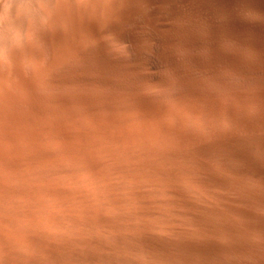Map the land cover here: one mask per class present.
Masks as SVG:
<instances>
[{
  "label": "rangeland",
  "instance_id": "obj_1",
  "mask_svg": "<svg viewBox=\"0 0 264 264\" xmlns=\"http://www.w3.org/2000/svg\"><path fill=\"white\" fill-rule=\"evenodd\" d=\"M170 1L176 13L168 0L155 14L146 0H0V264H264V176L238 154L239 117L264 121V33L214 0ZM235 1L264 27V0ZM184 244L251 253L204 260Z\"/></svg>",
  "mask_w": 264,
  "mask_h": 264
},
{
  "label": "bare ground",
  "instance_id": "obj_2",
  "mask_svg": "<svg viewBox=\"0 0 264 264\" xmlns=\"http://www.w3.org/2000/svg\"><path fill=\"white\" fill-rule=\"evenodd\" d=\"M133 1H135V0H133ZM90 2V1H89ZM131 2V1H130ZM130 2H127V3H130ZM144 2V1H143ZM146 2H147V0H146ZM148 2H150V6L149 7H152V8H154V10L152 9L151 10V13L150 14H155V13H158V10H155L156 8V2H155V0H150V1H148ZM147 2V3H148ZM94 3V2H93ZM119 3V2H118ZM211 3V2H210ZM214 3L215 4H217V5H219V6H221V7H223V9H226V10H231L232 11V13H233V15H234V18L236 19V22H237V24L242 28V31H246L249 27H251L252 25L257 29V30H259V31H262L263 33H264V27L261 25V24H259V23H257V22H250L249 20H247L246 18H243V16L241 15V13H244V12H247L248 10H249V8L250 7H247V6H242L240 3H238L237 1H235V0H214ZM109 4V3H108ZM136 4H137V1H136ZM141 4V3H140ZM177 4V3H176ZM176 4H174V1H170V0H168V5H169V8H170V10L171 11H173L174 13H176V10H177V6H176ZM120 5V4H119ZM130 5V4H129ZM161 5V4H160ZM178 5V4H177ZM88 6V5H87ZM122 6H123V4H122ZM126 6V5H125ZM147 6V5H146ZM197 6H199L200 7V9H202V10H207V7H206V5H203V4H200V5H197ZM78 7H79V5H78ZM109 7H110V5H109ZM127 7V6H126ZM130 7V6H129ZM132 7V6H131ZM142 7H144V6H142ZM158 7V6H157ZM168 7V6H167ZM101 8H102V5H101ZM104 8V7H103ZM102 8V9H103ZM107 8V7H106ZM111 8V7H110ZM109 8V9H110ZM120 8V7H119ZM118 8V9H119ZM134 8V7H133ZM198 8V7H197ZM85 9V8H84ZM123 9V8H122ZM126 9V8H125ZM130 9V8H129ZM138 9H139V7H138ZM196 9V8H195ZM82 10V12H83V9H81ZM114 10V9H113ZM112 10V11H113ZM128 10V9H127ZM126 10V11H127ZM140 10V9H139ZM138 10V11H139ZM150 10V9H149ZM167 10V9H166ZM190 10V9H189ZM197 10V9H196ZM225 10V11H226ZM263 12H264V7H262V9H261ZM57 11V10H56ZM103 11V10H102ZM117 11H119V10H117ZM116 11V12H117ZM168 11V10H167ZM201 11V10H200ZM99 12V11H98ZM120 12H122V11H120ZM125 12V11H124ZM204 12V11H203ZM259 12V11H258ZM69 13V12H68ZM71 13V12H70ZM70 13H69V15H70ZM74 13V12H73ZM78 13V12H77ZM76 13V14H77ZM81 13V12H80ZM100 13H103V12H100ZM148 13V12H147ZM197 13V12H196ZM257 13V12H256ZM52 14V13H51ZM58 14V13H57ZM82 14V13H81ZM94 14V16H95V13H93ZM92 14V15H93ZM121 14V13H120ZM123 15H120V16H123V18L125 19V17H127V18H131V17H129L131 14H125V13H122ZM149 14V13H148ZM263 14V13H262ZM261 14V15H262ZM84 15H86V14H83V16ZM118 15V14H117ZM126 15V16H125ZM138 15H139V12H138ZM142 15V14H141ZM65 16V15H64ZM77 16V15H76ZM94 16H92L93 18H94ZM97 16V15H96ZM98 16H99V14H98ZM105 16H107L106 14H105ZM133 16V15H132ZM202 16V15H201ZM200 16V17H201ZM72 17V16H71ZM74 17V16H73ZM72 17V18H73ZM85 17V16H84ZM83 17V18H84ZM87 17V16H86ZM91 16H90V18H92ZM102 18H103V15L101 16ZM134 17V16H133ZM244 17H245V15H244ZM67 18V17H66ZM81 17H79V19H80ZM96 18V17H95ZM100 18V17H99ZM135 18V17H134ZM214 18V17H213ZM213 18H212V20H213ZM58 19V18H57ZM70 19V18H69ZM77 19V18H76ZM79 19H78V21H79ZM87 19V18H86ZM98 19V18H97ZM96 19V20H97ZM104 19H106V18H104ZM103 19V20H104ZM111 19V18H110ZM118 19V18H117ZM72 22H73V20H75V19H70ZM69 20V22L71 23V21ZM81 20V19H80ZM83 20V19H82ZM93 20V19H92ZM108 20V19H107ZM126 20V19H125ZM76 21V20H75ZM87 21V20H86ZM99 21V20H98ZM118 21V20H117ZM120 21V20H119ZM144 21V20H143ZM83 22L84 23H86L84 20H83ZM88 22V21H87ZM48 23V22H47ZM79 23H80V21H79ZM83 23V24H84ZM105 24H104V26H103V24H102V26H103V32H113L114 34H115V36L118 38V39H120V40H125V41H127L129 44H130V51L132 50V44L135 42V37L133 36V35H131L129 32H126V31H117V30H114V28H113V25H111V23L109 22V21H105L104 22ZM124 23V22H123ZM128 23V22H127ZM74 24H76V23H74ZM113 24V23H112ZM122 24V23H121ZM134 24V23H133ZM49 25V24H48ZM77 25V24H76ZM82 25V24H81ZM80 25V26H81ZM91 25V24H90ZM63 26V25H62ZM117 26V25H116ZM134 26V25H133ZM136 26V25H135ZM140 26H142V25H140ZM223 26H225L224 24H223ZM55 27V26H54ZM57 27V26H56ZM146 27V26H145ZM227 27V26H226ZM47 28H49V27H47ZM58 28V27H57ZM68 29H70L69 27H67ZM223 28V27H222ZM68 29H66V30H68ZM76 29V28H75ZM84 29H85V31H87V32H89V33H91V32H93V28L91 27V26H88V24L86 25V26H84ZM96 29V28H95ZM99 29V28H98ZM130 29V28H129ZM137 29V28H136ZM226 29V31H228L227 30V28H225ZM79 30H80V28H79ZM37 31V30H36ZM70 31H72V30H70ZM50 32V31H49ZM55 32V31H54ZM73 32V31H72ZM82 32V31H81ZM84 32V31H83ZM133 32V31H132ZM135 32H137V30L135 31ZM141 32V31H140ZM222 32V31H221ZM52 33V32H51ZM142 33V32H141ZM249 33V32H248ZM72 34V33H71ZM86 34V33H85ZM110 34V33H109ZM216 34V33H215ZM214 34V35H215ZM222 34V33H221ZM253 34V33H252ZM139 35V34H138ZM220 34L218 33V36H219ZM72 36V35H71ZM79 36V35H78ZM105 36V35H104ZM216 36V35H215ZM47 37V36H46ZM70 37V36H69ZM151 37V36H150ZM56 38V37H55ZM58 38V37H57ZM72 38V37H71ZM70 38V39H71ZM85 38V37H84ZM142 38V37H141ZM222 38H223V36H222ZM262 38V37H261ZM41 39V38H40ZM81 39H82V37H81ZM152 39L155 41V43H157L158 41H159V38L155 35V34H152ZM209 39V38H208ZM211 39V38H210ZM216 39V38H215ZM214 39V40H215ZM221 39V38H220ZM264 39V38H263ZM59 40V39H58ZM62 40V39H61ZM217 40V39H216ZM239 40V39H238ZM251 40H252V38H251ZM42 41V40H41ZM60 41V40H59ZM84 41V40H83ZM193 41V40H192ZM228 41V40H227ZM235 41V40H234ZM244 41V40H243ZM249 41V40H248ZM9 42H11V40L9 41ZM216 42V41H215ZM218 42V41H217ZM220 42H222V41H220ZM73 43V42H72ZM201 43H202V41H201ZM214 43V42H213ZM88 44V43H87ZM166 44V43H165ZM217 44H219V43H217ZM220 44H222V43H220ZM61 45V44H60ZM73 45H75V46H77V47H79L78 45H76V44H73ZM241 45V44H240ZM58 46V45H57ZM63 46V45H62ZM133 46H134V44H133ZM202 46V45H201ZM220 46V45H219ZM200 47V46H199ZM208 47V46H207ZM216 47V46H215ZM218 47V46H217ZM249 47V46H248ZM23 48V47H22ZM61 48V47H60ZM83 48V47H82ZM81 48V46H80V48H79V50H78V54H80V53H87L85 50H83ZM202 48V47H201ZM49 49V48H48ZM60 50V49H59ZM62 50V49H61ZM64 50V49H63ZM62 50V51H63ZM65 51H67V50H65ZM69 51V50H68ZM75 51V50H74ZM74 51L72 50V52L74 53ZM89 51V50H88ZM14 52V51H13ZM49 52V51H48ZM47 52V53H48ZM58 52V51H57ZM218 52V51H217ZM53 53V52H52ZM55 53V52H54ZM65 53V52H64ZM72 53V54H73ZM89 53H90V51H89ZM132 58H134V60L135 59H137V63L139 62V60L138 59H142L141 57H146V55L148 54V53H145L144 51H139V52H135V51H133L132 50ZM151 53V52H150ZM5 54V53H4ZM58 54V53H57ZM77 54V53H76ZM75 54V55H76ZM50 55V54H49ZM60 55V54H59ZM46 56V55H45ZM74 56V55H73ZM78 56V55H77ZM227 56V55H226ZM242 56V55H241ZM62 57V56H61ZM151 57H152V55H151ZM31 58V57H30ZM35 58V57H34ZM56 58V57H55ZM65 58V57H64ZM126 58V57H125ZM131 58V57H130ZM154 58V57H153ZM58 59H60V58H58ZM133 60V59H132ZM156 60V59H155ZM23 61V60H22ZM27 61V60H26ZM62 61V60H61ZM195 61V60H194ZM252 61V60H251ZM36 62H38V61H36ZM120 62V61H119ZM63 63V62H62ZM245 63V62H244ZM243 63V64H244ZM65 64H66V62H65ZM69 64V63H68ZM44 65V64H43ZM46 65V64H45ZM209 65V64H208ZM21 66V65H20ZM32 66V65H31ZM52 66V65H51ZM96 66V65H95ZM253 66V65H252ZM251 66V67H252ZM260 66V65H259ZM60 67V66H59ZM63 67V66H62ZM230 67V66H229ZM50 68V67H49ZM61 68V67H60ZM40 69V68H39ZM46 69V68H45ZM42 70V69H41ZM72 70V69H71ZM209 70V69H208ZM239 70V69H238ZM260 70V69H259ZM21 71H23V70H21ZM51 71H53V70H51ZM220 71V70H219ZM23 73H25V72H23ZM100 74V73H99ZM35 75V74H34ZM59 76V75H58ZM57 76V77H58ZM50 77H52V76H50ZM56 77V76H55ZM22 79V78H21ZM17 80H18V78H17ZM33 80V79H32ZM50 81V80H49ZM48 81V82H49ZM14 84V83H13ZM35 84V83H34ZM55 84V83H54ZM40 86V85H39ZM22 87V86H21ZM54 87V86H53ZM57 87V86H56ZM60 87V86H59ZM48 88V87H47ZM52 88V87H51ZM19 89H20V87H19ZM24 91V90H23ZM37 92H38V90H37ZM25 93V92H24ZM88 94V93H87ZM96 95V94H95ZM11 96V95H10ZM8 97V96H7ZM212 98V97H211ZM9 99V98H8ZM47 99V98H46ZM217 99V98H216ZM224 99V98H223ZM20 100V99H19ZM210 100V99H209ZM220 100V99H219ZM21 101V100H20ZM57 101V100H56ZM226 101V100H225ZM73 102V101H72ZM141 102V101H140ZM249 102V101H248ZM196 103H198V102H196ZM202 103V102H201ZM226 103V102H225ZM6 104V103H5ZM253 104V103H252ZM37 105V104H36ZM74 105V104H73ZM190 105V104H189ZM201 105V104H200ZM230 105V104H229ZM250 105V104H249ZM89 106V105H88ZM147 106V105H146ZM157 106V105H156ZM245 107H246V105H244ZM44 107V106H43ZM145 107V106H144ZM203 107V106H202ZM207 107V106H206ZM211 107V106H210ZM45 108V107H44ZM47 108V107H46ZM86 108V107H85ZM162 108V107H161ZM164 108V107H163ZM118 109V108H117ZM180 109V108H179ZM192 109V108H191ZM204 109V108H203ZM202 109V110H203ZM210 109H212V108H210ZM26 110H27V108H26ZM38 110V109H37ZM162 110V109H161ZM231 110V109H230ZM243 110V109H242ZM56 111V110H55ZM179 111V110H178ZM192 111V110H191ZM18 112V111H17ZM118 112V111H117ZM202 112V111H201ZM206 112V111H205ZM208 112V111H207ZM44 113V112H43ZM165 113V112H164ZM167 113V112H166ZM180 113V112H179ZM160 114V113H159ZM28 115V114H27ZM85 115H87V114H85ZM162 115H164V114H162ZM208 115V114H207ZM212 115V114H211ZM255 113H252V111L251 112H247V115H246V118L245 117H243V118H241V117H239V121H240V124L242 123L243 125H244V127L246 128V130H247V133L245 132V131H243V132H245L244 133V137H245V139H244V141L246 140L247 142L245 143V146H246V149H243V150H240L239 149V155H240V157H241V160H242V164L244 165V166H246V168H250V169H253V170H255L256 172H258L259 174H263V176H264V128H263V126H262V124L261 123H264V121L263 122H261L260 123V120L259 119H255ZM262 115V114H261ZM25 116V115H24ZM75 116V115H74ZM145 116V115H144ZM175 116V115H174ZM215 116V115H214ZM239 116V115H238ZM257 116H259L258 114L256 115V117ZM264 116V115H263ZM15 117V116H14ZM171 117V116H170ZM173 117V116H172ZM213 117V116H212ZM261 117V116H260ZM259 117V118H260ZM30 118V117H29ZM117 118V117H116ZM136 118V117H135ZM151 118V117H150ZM159 118V117H158ZM157 118V119H158ZM177 118V117H176ZM258 118V117H257ZM80 119V118H79ZM144 119V118H143ZM19 120V119H18ZM171 120V119H170ZM235 120H237V119H235ZM14 121H16V120H14ZM40 121V120H39ZM76 121H77V119H76ZM80 121V120H79ZM262 121V120H261ZM19 122V121H18ZM38 122V121H37ZM41 122V121H40ZM149 122V121H148ZM176 121H174V123H175ZM77 123V122H76ZM75 123V124H76ZM83 123V122H82ZM213 123V122H212ZM78 124V123H77ZM238 124V123H237ZM260 125V126H258V125ZM69 125V124H68ZM124 125V124H123ZM175 125V124H174ZM256 125V126H255ZM15 126V125H14ZM178 126V125H177ZM253 126H255V127H257L258 129H259V127H261L262 128V131H260V130H257L255 127H253ZM22 127V126H21ZM44 127V126H43ZM88 127V126H87ZM103 127V126H102ZM149 127V126H148ZM252 127L253 128H255L256 129V131L258 132L259 131V133H254L253 131H254V129L252 130ZM27 128V127H26ZM35 128V127H34ZM51 128V127H50ZM84 128V127H83ZM244 128V129H245ZM152 129V128H151ZM208 129V128H207ZM243 129V130H244ZM24 130V129H23ZM32 130V129H31ZM82 130V129H81ZM103 130V129H102ZM105 130V129H104ZM231 130V129H230ZM156 131V130H155ZM193 131V130H192ZM16 132V131H15ZM136 132V131H135ZM32 133V132H31ZM35 133V132H34ZM214 133V132H213ZM29 134V133H28ZM63 134V133H62ZM74 134H76V133H74ZM102 134V133H101ZM228 134V133H227ZM12 135V134H11ZM37 135V134H36ZM49 135V134H48ZM149 135V134H148ZM225 135V134H224ZM230 135V134H229ZM14 136V135H13ZM42 136V135H41ZM46 136V135H45ZM54 136V135H53ZM76 136V135H75ZM88 136V135H87ZM90 136V135H89ZM2 137V136H1ZM43 137V136H42ZM56 137V136H55ZM68 137V136H67ZM104 137V136H103ZM192 137V136H191ZM231 137V136H230ZM144 138H146V137H144ZM149 138V137H148ZM171 138V137H170ZM242 138V137H241ZM4 139V138H3ZM45 139H47V138H45ZM103 139V138H102ZM162 139V138H161ZM53 140V139H52ZM144 140V139H143ZM198 140V139H197ZM231 140H235V141H237V138H235V137H232V139ZM1 141V140H0ZM86 141H87V139H86ZM34 142V141H33ZM80 142V141H79ZM36 143V142H35ZM243 143V142H242ZM13 144V143H12ZM60 144V143H59ZM71 144V143H70ZM92 144V143H91ZM152 144V143H151ZM2 145V144H1ZM44 145V144H43ZM42 145V146H43ZM47 145V144H46ZM57 145V144H56ZM72 145V144H71ZM123 145V144H122ZM168 145V144H167ZM244 145V144H243ZM239 146H241V145H239ZM7 147V146H6ZM11 147V146H10ZM53 147V146H52ZM55 147V146H54ZM87 147V146H86ZM152 148V147H151ZM224 148H226V147H222V149H224ZM166 149V148H165ZM219 149V148H218ZM221 148H220V150H222ZM1 150V149H0ZM70 150V149H69ZM129 150V149H128ZM226 152H227V150L229 151V149L227 148V150L226 149H224ZM224 150H222L223 152H224ZM235 150H238V149H235ZM259 150H261L260 152H259ZM154 151H155V149H154ZM217 151V150H216ZM80 152V151H79ZM91 152V151H90ZM153 152V151H152ZM221 152V151H220ZM224 153V154H227V153ZM29 153V152H28ZM35 153V152H34ZM66 153V152H65ZM132 153H133V151H132ZM235 153H237V152H235ZM95 154V153H94ZM218 154L220 155V153L218 152ZM223 154V153H222ZM221 154V155H222ZM229 154V153H228ZM231 154H234V153H231ZM231 154H230V156H231ZM105 155V154H104ZM49 156V155H48ZM64 156V155H63ZM77 156V155H76ZM126 156V155H125ZM223 156V155H222ZM21 157V156H20ZM85 157V156H84ZM191 157V156H190ZM202 157V156H201ZM233 157V156H232ZM236 157L238 158L239 156L238 155H236ZM56 158V157H55ZM59 158V157H58ZM115 158V157H114ZM124 158V157H123ZM28 159V158H27ZM66 159V158H65ZM68 159V158H67ZM11 160V159H10ZM61 160V159H60ZM82 160V159H81ZM132 160V159H131ZM141 160V159H140ZM156 160V159H155ZM27 161V160H26ZM58 161V160H57ZM126 163V162H125ZM14 164V163H13ZM82 164V163H81ZM165 164V163H164ZM220 164V163H219ZM88 165V164H87ZM91 165V164H90ZM180 165V164H179ZM222 166L221 167H224L223 169H225L227 172L228 171H230L231 169H230V167L229 166H227L226 164H221ZM93 166V165H92ZM241 167V166H240ZM13 168V167H12ZM113 168V167H112ZM158 168V167H157ZM167 168V167H166ZM183 169V168H182ZM187 169V168H186ZM243 169V168H242ZM137 170H138V168H137ZM153 170H155V169H153ZM170 170V169H169ZM179 170V169H178ZM143 171V170H142ZM163 172V171H162ZM155 173V172H154ZM192 173H194V172H192ZM146 174V173H145ZM153 174V173H152ZM179 174V173H178ZM117 176V175H116ZM163 176V175H162ZM172 176V175H171ZM149 177V176H148ZM164 177V176H163ZM185 177V176H184ZM183 177V180L185 179ZM93 178V177H92ZM91 178V179H92ZM127 178V177H126ZM134 179H135V177H133ZM141 178V177H140ZM144 178V177H143ZM146 178V177H145ZM144 178V179H145ZM150 178V177H149ZM160 178H162V177H160ZM176 178V177H175ZM263 178V177H262ZM73 179V178H72ZM124 179V178H123ZM148 179V178H147ZM157 179V178H156ZM165 179V178H164ZM166 180V179H165ZM164 180V181H165ZM170 180V179H169ZM169 180H167V181H169ZM179 180H181V179H179ZM193 180V179H192ZM196 180V179H195ZM226 180V179H225ZM261 180H263V182L261 181V183H263L264 184V179H261ZM148 181H150V180H148ZM153 181H154V179H153ZM164 181H162L163 183H164ZM167 181H165V183L167 182ZM151 182V181H150ZM189 182H191V181H189ZM96 183H97V181H96ZM169 183V182H168ZM167 183V184H168ZM198 183V182H197ZM222 183V182H221ZM91 184V183H90ZM102 184V183H101ZM161 184V183H160ZM179 184V183H178ZM199 184V183H198ZM197 184V185H198ZM137 185V184H136ZM156 185V184H155ZM170 185V184H169ZM174 185V184H173ZM106 186V185H105ZM161 186V185H160ZM166 186V185H165ZM170 186H172V185H170ZM199 186V185H198ZM202 186V185H201ZM263 186V185H262ZM97 187V186H96ZM132 187V186H131ZM167 187V186H166ZM169 187V186H168ZM172 188V187H171ZM170 188V189H171ZM101 189V188H100ZM105 189V188H104ZM156 189V188H155ZM244 189H245V191H247L248 192V190L244 187ZM166 190V189H165ZM182 190V189H181ZM158 191V190H157ZM161 191V190H160ZM173 191H176V190H173ZM180 191V190H179ZM216 191V190H215ZM207 192V191H206ZM75 193V192H74ZM109 193V192H108ZM133 193V192H132ZM176 193H177V191H176ZM220 193V192H219ZM167 194V193H166ZM180 194V193H179ZM187 194V193H186ZM246 194V193H245ZM248 194L250 195V199H256V198H259L258 197V195H254L253 193H250V192H248ZM74 197V196H73ZM194 197V196H193ZM236 197V196H235ZM260 198H262V196H260ZM99 199V198H98ZM174 200V199H173ZM149 201V200H148ZM165 201V200H164ZM100 202V201H99ZM225 203V202H224ZM95 204H97V203H95ZM129 205V204H128ZM151 206V205H150ZM169 206V205H168ZM156 207V206H155ZM209 207V206H208ZM84 208V207H83ZM125 208V207H124ZM169 208V207H168ZM123 209V208H122ZM121 209V210H122ZM201 210V209H200ZM84 211V210H83ZM114 211V210H113ZM157 211V210H156ZM190 211V210H189ZM246 211V210H245ZM245 211H240V212H238V214H239V216L241 215V216H243V217H246V218H249V219H252V220H256V221H259L260 219L256 216L257 215V213H256V215H254V214H252V213H248V212H245ZM121 212V211H120ZM84 213V212H83ZM134 213V212H133ZM66 214V213H65ZM220 215V214H219ZM225 215V214H224ZM98 216V215H97ZM145 216V215H144ZM194 216V215H193ZM226 216H228V215H226ZM89 217V216H88ZM124 217V216H123ZM148 217V216H147ZM238 217V216H237ZM70 218V217H69ZM101 218V217H100ZM126 218V217H125ZM262 219H263V217H261ZM140 219V218H139ZM161 219V218H160ZM243 219V218H242ZM96 220H98V219H96ZM149 220V219H148ZM147 220V221H148ZM264 220V219H263ZM163 221H164V218H163ZM76 222V221H75ZM161 222V221H160ZM197 222V221H196ZM224 222H226V221H224ZM227 223V222H226ZM120 224V223H119ZM154 224V223H153ZM160 224V223H159ZM109 225V224H108ZM112 225V224H111ZM104 226V225H103ZM105 227V226H104ZM205 227V226H204ZM141 228H142V226H141ZM198 228V227H197ZM55 229V228H54ZM59 229V228H58ZM106 229V228H105ZM143 229V228H142ZM199 229V228H198ZM224 230H225V232H227L228 233V235L230 234V235H239L240 234V232L237 230V229H235L233 226H231V225H225L224 226V228H223ZM208 230V229H207ZM73 231V230H72ZM135 231V230H134ZM143 231V230H142ZM141 231V233H143ZM223 231V230H222ZM204 232V231H203ZM136 234H138V233H135V234H133V235H136ZM145 234V233H144ZM143 234V235H144ZM202 234V233H201ZM130 235H132V233L130 234ZM141 235V234H140ZM148 235V234H147ZM13 236V235H12ZM116 236V235H115ZM121 236V235H120ZM142 237V236H141ZM134 238V237H133ZM175 238H177V237H175ZM200 238H202V237H200ZM214 238V237H213ZM88 239V238H87ZM140 239V238H139ZM203 239H205V238H203ZM222 239H224V238H222ZM147 240V239H146ZM156 240V239H155ZM185 240V239H184ZM215 240V239H214ZM134 241H136V240H134ZM149 241V240H148ZM164 241V240H163ZM181 241V240H180ZM190 241V240H189ZM193 241H195V240H193ZM205 240H202V242L201 243H203ZM235 241V240H234ZM128 242V241H127ZM143 242V241H142ZM151 242V241H150ZM149 242V243H150ZM159 242H161V241H159ZM165 242V241H164ZM168 242V241H167ZM220 242V241H219ZM162 243V242H161ZM195 243H196V241H195ZM205 243H207V241H205ZM225 243V242H224ZM237 243V242H236ZM102 244V243H101ZM100 244V245H101ZM152 244V243H151ZM154 244V243H153ZM158 244V243H157ZM204 244V243H203ZM202 244V245H203ZM234 244V243H233ZM255 244V243H254ZM98 245V244H97ZM103 245V244H102ZM200 245V244H199ZM205 245V244H204ZM237 245V244H236ZM179 246V245H178ZM224 246V245H223ZM244 246V245H243ZM101 247V246H100ZM106 247H107V245H106ZM163 247H164V245H163ZM174 247V246H173ZM185 250H189V251H191V252H193V253H195V255H198V257L199 256H203L204 257V260L205 259H207L208 257H211V256H214V257H217L221 252H228V253H248V254H250L251 253V251H249V252H247L246 250L244 251V250H242V249H239V248H237V247H234L233 245H231L230 247H228V248H221L220 246H218V245H216V244H208V245H206V246H204V247H198V246H191V245H189V244H184L183 246H182ZM239 247V246H238ZM261 247V246H260ZM171 248V247H170ZM248 249V248H247ZM252 249V248H251ZM255 249V248H254ZM184 250V251H185ZM253 250V249H252ZM135 251V250H134ZM159 251V250H158ZM167 251V250H166ZM179 251V250H178ZM256 251V250H255ZM259 251V250H258ZM90 252V251H89ZM133 252V251H132ZM170 252V251H169ZM172 252H173V250H172ZM257 252V251H256ZM261 252V251H260ZM58 253H59V251H58ZM84 253V252H83ZM139 253V252H138ZM164 253H166V252H164ZM263 253V252H262ZM91 254V253H90ZM93 254V253H92ZM159 254V253H158ZM168 254V253H167ZM176 254H178V253H176ZM180 254V253H179ZM183 254V253H182ZM257 254V253H256ZM264 254V253H263ZM137 255V254H136ZM181 255V254H180ZM258 255V254H257ZM142 256V255H141ZM144 256V255H143ZM154 256V255H153ZM191 256V255H190ZM241 256V255H240ZM249 256V255H248ZM126 257V256H125ZM129 257V256H128ZM177 257V256H176ZM147 258V257H146ZM159 258H160V256H159ZM248 258V257H247ZM124 259V258H123ZM154 259H156V257L154 258ZM219 259V258H218ZM203 260V261H204ZM220 260V259H219ZM251 260H252V258H251ZM126 261V260H125ZM147 261V260H146ZM159 261V260H158ZM181 264H187L188 263V259L187 258H184V257H182V258H179V260H178ZM177 261V262H178ZM253 261V260H252ZM260 261V260H259ZM59 262V261H58ZM150 262V261H149ZM154 262V261H153ZM157 262V261H156ZM155 262V263H156ZM206 261H204V262H202L203 264H206L205 263ZM214 262V261H213ZM52 263V262H51ZM56 263V262H55ZM151 263V262H150ZM172 262H170V264H171ZM120 264V263H119ZM154 264V263H153ZM165 264V263H164ZM208 264V263H207ZM215 264V263H214Z\"/></svg>",
  "mask_w": 264,
  "mask_h": 264
}]
</instances>
